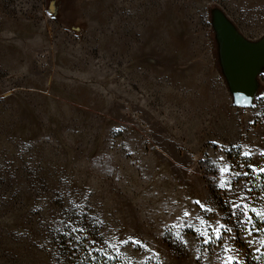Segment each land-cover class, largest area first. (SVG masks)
Here are the masks:
<instances>
[{
	"label": "rangeland",
	"instance_id": "rangeland-1",
	"mask_svg": "<svg viewBox=\"0 0 264 264\" xmlns=\"http://www.w3.org/2000/svg\"><path fill=\"white\" fill-rule=\"evenodd\" d=\"M261 151L264 0H0V264L244 263Z\"/></svg>",
	"mask_w": 264,
	"mask_h": 264
},
{
	"label": "snow or ice",
	"instance_id": "snow-or-ice-1",
	"mask_svg": "<svg viewBox=\"0 0 264 264\" xmlns=\"http://www.w3.org/2000/svg\"><path fill=\"white\" fill-rule=\"evenodd\" d=\"M213 143H219L218 141H213ZM244 155L246 157H250L252 155H254V153H252L251 151H245ZM260 156H264V151H261L259 153ZM221 159H223V157H221ZM251 167H253V169L257 172V174L260 173H264V167H257L256 165H251ZM230 169L229 167H224L221 168L220 171L222 173L224 172H228ZM237 175H239V173H236ZM244 175H248V173H244ZM225 181L221 180L220 186L221 187H225ZM262 188H264V185L261 186ZM229 188H231V186H229ZM249 191H251V189H249ZM196 204L201 205V207L205 210V211H209L211 212L212 209L210 207H208L207 205H203L201 201L197 200L195 201ZM79 206V205H77ZM236 208H240L242 207L245 215H247V211L250 208V205L248 203H244L242 206L241 205H233ZM251 212L255 213L257 217H260L262 220H264V209H258L256 207H251ZM183 215L185 217L187 216H191L192 213H190L189 211L185 210L183 212ZM249 219H251V217H249ZM61 224H63L64 222L61 220L60 221ZM201 223L205 225V227L202 230H199L201 235H203L205 237V239L203 240V244L207 245V244H211L213 241V234L215 236L216 241H219L221 239V235H222V229L226 228V225L220 224L219 226H214L209 224L207 221L201 220ZM190 227V225H189ZM86 229L84 228H71V233H77V232H84ZM229 232L231 231V229H227ZM71 233H66V235H71ZM176 237L177 239H179L186 247L188 246V240L180 233L177 232L176 233ZM76 240L81 239V237L79 235H77L75 237ZM129 242L133 243V244H138L141 245L142 247L147 248L148 246L146 244H144L143 241L139 240L136 237H129L128 239H124V240H120V244H125L127 245ZM93 244L96 243V241H92ZM106 244H108V246L112 247L115 252H116V256H112L109 253H107L106 251L104 252V256L106 258V260H115L117 259L118 256L120 255H124V253L121 252V249L119 247V244L117 243H113L111 241H105ZM260 245L261 247L257 249V251H261L262 253H264V240L260 241ZM95 251H102V249H94ZM224 255L220 256L219 254H217L216 259L218 261H220V264H243V262L240 260V257L238 255H234L233 253L235 252V249L232 248L231 246L225 244L223 249H222ZM91 254H89L90 256ZM157 259L159 261V264H163V261H160V254L157 253ZM91 259L96 260V257H91ZM197 260H200L201 257H196Z\"/></svg>",
	"mask_w": 264,
	"mask_h": 264
},
{
	"label": "trees",
	"instance_id": "trees-1",
	"mask_svg": "<svg viewBox=\"0 0 264 264\" xmlns=\"http://www.w3.org/2000/svg\"><path fill=\"white\" fill-rule=\"evenodd\" d=\"M240 149V147H237ZM248 175L245 176L246 180L251 181V185L256 192H264V173L257 174V172L252 169H247ZM80 253L77 254L76 261L73 264H128L126 261L117 257L115 260H106L104 256V251H95L94 249H89L86 244H80ZM89 254H91L89 256ZM91 257H96V260L91 259ZM243 264H264V253L261 251L249 252L247 253Z\"/></svg>",
	"mask_w": 264,
	"mask_h": 264
}]
</instances>
